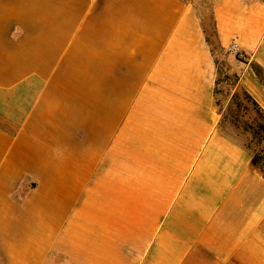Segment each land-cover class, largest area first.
I'll return each mask as SVG.
<instances>
[{
  "label": "crops",
  "instance_id": "1",
  "mask_svg": "<svg viewBox=\"0 0 264 264\" xmlns=\"http://www.w3.org/2000/svg\"><path fill=\"white\" fill-rule=\"evenodd\" d=\"M213 16L264 113V0ZM217 78L184 0H0V264H264V175Z\"/></svg>",
  "mask_w": 264,
  "mask_h": 264
},
{
  "label": "rangeland",
  "instance_id": "2",
  "mask_svg": "<svg viewBox=\"0 0 264 264\" xmlns=\"http://www.w3.org/2000/svg\"><path fill=\"white\" fill-rule=\"evenodd\" d=\"M184 1L190 3L201 18L215 57L217 71L219 70L216 105L224 118L223 130L251 151L260 150L259 138L255 137L254 132L257 131L258 124L262 123L264 125V120L260 118L256 109L244 98L241 89L237 87L235 81V75L237 74L234 71L237 59L218 46L213 21L215 0ZM236 92L239 93V100L234 101L233 95ZM237 102H241L243 107H237Z\"/></svg>",
  "mask_w": 264,
  "mask_h": 264
},
{
  "label": "trees",
  "instance_id": "3",
  "mask_svg": "<svg viewBox=\"0 0 264 264\" xmlns=\"http://www.w3.org/2000/svg\"><path fill=\"white\" fill-rule=\"evenodd\" d=\"M213 21H214V16H213ZM214 26H215V24H214ZM215 31H216V28H215ZM205 35H206V31H205ZM216 37H217V42H218L219 48L223 50V48L220 46L219 41H218L217 31H216ZM206 38H207V36H206ZM207 42L209 43L208 38H207ZM252 68H253L254 72L256 73L257 77L259 78V80L264 84V69L260 65L255 64V63L252 64ZM218 73H219V70H218ZM235 78H236L235 81H236L237 87H239L241 89V91L244 95V98L250 104L253 105V107L256 109L258 115L260 116V118H262V120H264V113L261 110V108L259 107V105L255 102V100L246 91H244L240 86H238V80L239 79H238L237 75H235ZM218 84H219V79L217 78V86H218ZM216 93H217V88H216ZM233 99H234V101L239 100V93L238 92H236L233 95ZM236 106L239 108L243 107L241 102H237ZM223 122H224V118L222 115L221 123H220L221 128H223ZM254 135L256 138H259V144L261 145V148L258 151H252V166L264 175V145H263V142H264V125L262 123L258 124L257 131L254 132ZM23 196H24V194H22L21 197H23Z\"/></svg>",
  "mask_w": 264,
  "mask_h": 264
},
{
  "label": "built area",
  "instance_id": "4",
  "mask_svg": "<svg viewBox=\"0 0 264 264\" xmlns=\"http://www.w3.org/2000/svg\"><path fill=\"white\" fill-rule=\"evenodd\" d=\"M227 52H229L230 54L234 55V57L237 59V60H245V54L241 51V49L238 47V45L236 44H232Z\"/></svg>",
  "mask_w": 264,
  "mask_h": 264
}]
</instances>
